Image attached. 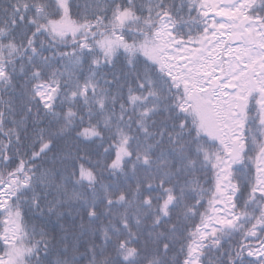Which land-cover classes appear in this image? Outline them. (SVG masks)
<instances>
[{
    "label": "snow or ice",
    "instance_id": "6c2138e0",
    "mask_svg": "<svg viewBox=\"0 0 264 264\" xmlns=\"http://www.w3.org/2000/svg\"><path fill=\"white\" fill-rule=\"evenodd\" d=\"M0 264H264V0H0Z\"/></svg>",
    "mask_w": 264,
    "mask_h": 264
}]
</instances>
